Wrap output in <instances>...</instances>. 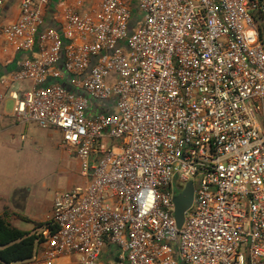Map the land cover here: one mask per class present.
I'll return each instance as SVG.
<instances>
[{
    "label": "built area",
    "instance_id": "built-area-1",
    "mask_svg": "<svg viewBox=\"0 0 264 264\" xmlns=\"http://www.w3.org/2000/svg\"><path fill=\"white\" fill-rule=\"evenodd\" d=\"M50 2L1 28L0 104L59 131L83 182L17 264H264V0H74L47 26Z\"/></svg>",
    "mask_w": 264,
    "mask_h": 264
},
{
    "label": "rangeland",
    "instance_id": "rangeland-1",
    "mask_svg": "<svg viewBox=\"0 0 264 264\" xmlns=\"http://www.w3.org/2000/svg\"><path fill=\"white\" fill-rule=\"evenodd\" d=\"M27 88L26 82L11 86L13 91ZM12 106L13 101L5 96L0 104V213L21 212L31 221L11 219V224L32 231L34 222L46 215L53 194L83 180L76 158L59 145V131L13 122Z\"/></svg>",
    "mask_w": 264,
    "mask_h": 264
},
{
    "label": "trees",
    "instance_id": "trees-1",
    "mask_svg": "<svg viewBox=\"0 0 264 264\" xmlns=\"http://www.w3.org/2000/svg\"><path fill=\"white\" fill-rule=\"evenodd\" d=\"M11 219L30 222L20 214L4 210L0 214V264H17L29 261L42 241L41 234L34 231L42 228L47 222L34 223L32 231H24L14 227Z\"/></svg>",
    "mask_w": 264,
    "mask_h": 264
},
{
    "label": "crops",
    "instance_id": "crops-1",
    "mask_svg": "<svg viewBox=\"0 0 264 264\" xmlns=\"http://www.w3.org/2000/svg\"><path fill=\"white\" fill-rule=\"evenodd\" d=\"M20 1L21 0H2V4L0 6V31L2 27L12 23L17 19L19 14L18 8ZM86 1L87 2L90 1L92 3L94 2V0H86ZM73 3L74 0H51L45 12V21L47 26H56L57 23L61 20L65 9L67 7H72ZM5 49L6 47L0 33V77L16 68L17 62L19 61L21 56L8 49H6L5 51ZM15 213L26 217L24 214H22L19 211H16ZM50 214H51V203L49 204L48 211L44 216V218L40 219L39 221H35L34 223L41 224L46 222L49 219ZM28 219L31 221L30 218Z\"/></svg>",
    "mask_w": 264,
    "mask_h": 264
},
{
    "label": "water",
    "instance_id": "water-1",
    "mask_svg": "<svg viewBox=\"0 0 264 264\" xmlns=\"http://www.w3.org/2000/svg\"><path fill=\"white\" fill-rule=\"evenodd\" d=\"M193 199L192 183L188 182L183 191L173 197L174 219L178 228L183 222L184 212L190 207Z\"/></svg>",
    "mask_w": 264,
    "mask_h": 264
}]
</instances>
